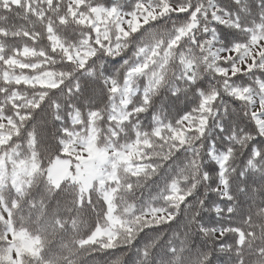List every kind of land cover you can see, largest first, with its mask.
Listing matches in <instances>:
<instances>
[{
  "label": "snow or ice",
  "instance_id": "snow-or-ice-1",
  "mask_svg": "<svg viewBox=\"0 0 264 264\" xmlns=\"http://www.w3.org/2000/svg\"><path fill=\"white\" fill-rule=\"evenodd\" d=\"M0 264H264V0H0Z\"/></svg>",
  "mask_w": 264,
  "mask_h": 264
}]
</instances>
